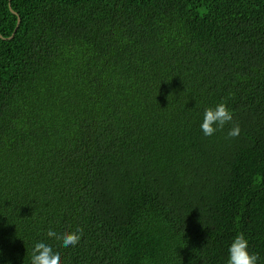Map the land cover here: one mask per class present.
I'll return each instance as SVG.
<instances>
[{
  "label": "trees",
  "instance_id": "trees-1",
  "mask_svg": "<svg viewBox=\"0 0 264 264\" xmlns=\"http://www.w3.org/2000/svg\"><path fill=\"white\" fill-rule=\"evenodd\" d=\"M241 232L264 264V0H0V264H227Z\"/></svg>",
  "mask_w": 264,
  "mask_h": 264
},
{
  "label": "clouds",
  "instance_id": "clouds-1",
  "mask_svg": "<svg viewBox=\"0 0 264 264\" xmlns=\"http://www.w3.org/2000/svg\"><path fill=\"white\" fill-rule=\"evenodd\" d=\"M232 121V112L228 109L226 103L221 102L215 107H207L204 109L203 119L200 125L201 131L204 136L211 137L217 130L224 129ZM240 131L239 125L233 124L228 131V137H238ZM83 232L84 230L81 227H76L72 231H65L62 234H58L56 231L49 229L47 231V237L61 241L62 246L68 248L75 247L80 243ZM248 249L249 242L247 238L242 232L238 233L229 246L227 264H258L259 254L250 252ZM31 264H62V256L59 251L54 250L51 244L45 243L44 241H37L34 244L31 254Z\"/></svg>",
  "mask_w": 264,
  "mask_h": 264
},
{
  "label": "water",
  "instance_id": "water-1",
  "mask_svg": "<svg viewBox=\"0 0 264 264\" xmlns=\"http://www.w3.org/2000/svg\"><path fill=\"white\" fill-rule=\"evenodd\" d=\"M10 11H11V13H13L14 15H17L14 11H12L11 8H10ZM19 23H20V19H19V17H18V22H17L16 28H15V30H14V33H15V31L17 30V28H18V26H19ZM14 33H13V35H14ZM13 35H12V36H13Z\"/></svg>",
  "mask_w": 264,
  "mask_h": 264
}]
</instances>
